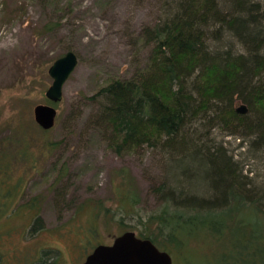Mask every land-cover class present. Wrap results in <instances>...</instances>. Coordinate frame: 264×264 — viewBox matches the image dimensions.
<instances>
[{"label": "trees", "instance_id": "16d2710c", "mask_svg": "<svg viewBox=\"0 0 264 264\" xmlns=\"http://www.w3.org/2000/svg\"><path fill=\"white\" fill-rule=\"evenodd\" d=\"M136 42L148 48L145 61L129 76L103 80L89 97L96 102L91 123L114 155L141 146L159 151L164 178L150 181L152 205L141 209L119 169V204L108 220L170 255L201 238L214 247L201 256L204 264H264V183L255 184L242 172L246 163L208 137L217 132L239 139L246 160L264 155V0H162L158 21L143 26ZM236 101L245 112L235 110ZM5 141H13L9 146L16 160L34 143L24 134L0 143ZM59 141L39 139L38 149L52 151ZM8 153L0 148V211L15 196L5 187ZM37 203L31 197L23 210L32 212ZM130 219L134 222L125 224ZM41 225L35 214L29 235ZM42 255L31 264H56L55 257L46 263ZM181 261L194 260L184 251Z\"/></svg>", "mask_w": 264, "mask_h": 264}, {"label": "rangeland", "instance_id": "374dc122", "mask_svg": "<svg viewBox=\"0 0 264 264\" xmlns=\"http://www.w3.org/2000/svg\"><path fill=\"white\" fill-rule=\"evenodd\" d=\"M161 4L162 0H0V140L24 134L34 142L19 160L11 154L13 141L0 143L1 149L9 150L5 187L15 191L0 211V264H31L42 253L46 263L55 257L56 264H80L91 246L110 243L125 230L109 221L119 204L115 188L121 168L136 193L137 207H151L150 181L164 178V158L145 146L126 155L110 152L92 126L96 102L89 97L106 77L129 76L145 61L148 48L139 46L136 37L143 26L158 21ZM46 23L51 28L44 30ZM67 50L77 63L62 85L60 101L52 104L54 125L42 134L32 108L48 103L47 67ZM69 117L73 119L66 131ZM208 137L220 141L240 164L245 162L242 172L255 184L264 183V155L246 160L247 150L238 146L239 139L217 132ZM39 139L60 143L45 151L38 149ZM60 164L65 169L58 170ZM58 174L61 178L51 184ZM31 197L38 198L36 210H23ZM16 207L17 213L12 212ZM35 214L42 225L31 236L28 227ZM213 250L212 243L190 239L185 250L171 254L172 264H182L184 251L191 253L193 264H204L201 256Z\"/></svg>", "mask_w": 264, "mask_h": 264}, {"label": "water", "instance_id": "95a60500", "mask_svg": "<svg viewBox=\"0 0 264 264\" xmlns=\"http://www.w3.org/2000/svg\"><path fill=\"white\" fill-rule=\"evenodd\" d=\"M77 63L71 50L56 57L47 67L50 84L44 91L48 103H38L32 108L35 124L42 130L54 125L56 115L53 103L60 101L62 85ZM245 112L244 105L235 108ZM80 264H172V257L166 250L159 249L149 239L137 236L131 230H124L114 236L110 243H98L84 256Z\"/></svg>", "mask_w": 264, "mask_h": 264}]
</instances>
